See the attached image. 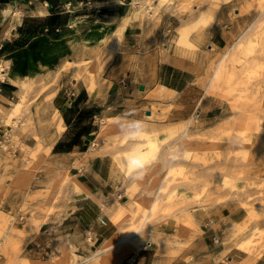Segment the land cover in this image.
I'll list each match as a JSON object with an SVG mask.
<instances>
[{"label":"rangeland","instance_id":"obj_1","mask_svg":"<svg viewBox=\"0 0 264 264\" xmlns=\"http://www.w3.org/2000/svg\"><path fill=\"white\" fill-rule=\"evenodd\" d=\"M133 1H124V12L131 8ZM167 2L170 4H161L159 0L144 3L142 11L145 13L134 21L143 29L142 46L146 52L161 62L180 64L177 58L168 56L172 53L189 63L180 66L192 71L196 91L205 96L201 112L194 113L197 119L191 121L188 133L183 136L182 128H177L181 123L172 124L169 120L176 107L177 94L166 100L155 98L160 97L157 86L146 94L149 103L144 106L154 110V114H147L142 120L133 119L132 113L99 117L98 138L94 139L85 159L89 156L108 159L109 178L116 187L115 202L141 203L136 214L122 222L126 233L146 226L139 238L141 247L153 236L164 237L171 244L158 245L161 249L179 244L186 233H197V213H209L219 206L230 205L232 216L223 239L226 253L234 259V264H257L264 259V0ZM78 5L84 7V3ZM214 6H218V11L209 22L203 16ZM22 15V11L11 7L3 12L5 19L15 16L19 20ZM225 25L229 26L231 36L226 43L217 42L215 29ZM92 36L89 33L85 39L82 56L74 57L80 60L75 70L57 72L62 63H56L44 73L33 74L34 84L53 80L58 93L66 80L84 81L87 85L86 78L93 71L94 87H104L107 81L101 83V80L121 52L124 36L111 38L105 45L100 38ZM103 50L114 51L111 59L106 58V63L109 62L105 65ZM2 60L5 59L0 58V62ZM217 68L222 71L214 76ZM12 100H18L17 92ZM54 110V98L47 102L40 95L31 103L28 114L16 119L15 126L6 125L7 133L0 138L8 143L7 148L0 151V202L11 185L30 188L50 158L51 152L42 161L23 157V154L28 146L35 145L37 138L45 143L52 138L57 140L52 134ZM171 129L177 130L167 135ZM149 139L155 141L152 153ZM90 152L92 155L88 154ZM147 152L143 166L128 175L130 157ZM23 159L28 165H23ZM10 168H16L17 173L5 175ZM2 169L4 174H1ZM8 178L11 184L6 183ZM71 180L72 177L63 172L50 188L36 192L43 200L39 206L34 210L28 204L23 207L22 221L27 222L36 210L43 213L37 225L28 227L29 232L38 231L41 222L62 212V202L70 197L66 186L69 187ZM235 194L237 197L232 198ZM17 226L12 225L10 215L0 210V264H77L88 256L78 254L73 245L69 249L56 245L43 261L27 258L23 254L26 232ZM177 231L182 232L178 241L168 239ZM118 232L117 226L116 236ZM156 241L152 243L158 244ZM181 246L183 244H179ZM253 248L262 249L255 260L248 257ZM131 252L98 264H123ZM221 262L228 264L227 256L221 258Z\"/></svg>","mask_w":264,"mask_h":264},{"label":"crops","instance_id":"obj_2","mask_svg":"<svg viewBox=\"0 0 264 264\" xmlns=\"http://www.w3.org/2000/svg\"><path fill=\"white\" fill-rule=\"evenodd\" d=\"M82 1L84 7H79ZM124 1L0 0V58L10 61L7 78L0 79V95L12 100L18 90L12 80L23 79L27 74L44 73L49 66L61 64L68 57L82 56L85 39L97 21L118 20L125 13ZM10 7L23 12L19 20L15 16L3 17L4 10ZM142 32L137 21L125 29L121 52L101 80V83L107 81L104 87H100L102 90L98 86L91 94L84 81L66 80L54 97L55 108L65 124L64 131L57 136L50 158L30 188L11 185L0 202V210L12 217V225L16 223L26 232L23 237L25 257L43 261L56 245L67 249L73 245L78 254L89 255L104 240L116 234L117 225L108 208H116L121 202L114 200L116 187L109 178L110 163L103 156L85 159L94 139L98 138L99 117L132 113L133 119L142 120L148 111L154 114V110L144 106L149 103L146 94L157 86L160 97L155 98L166 100L177 94L170 123H180L201 112L199 109L205 96L196 91L192 71L180 66L189 63L172 53L168 56L177 58L180 64L157 60L144 50ZM229 32L228 25L216 27V41L228 42ZM0 102L10 105L1 97ZM6 133V125L0 123V138ZM0 143V151L7 148L3 147L5 141ZM88 154L92 155L91 152ZM23 160V165H28L29 162ZM17 171L10 168L5 175ZM63 172L72 180L69 187L66 186L70 197L62 202V212L41 222L38 231L29 232L28 227L37 225L43 213L36 210L27 222L22 221L25 217L23 207L28 204L34 210L39 206L43 200L36 192L50 188ZM1 174H4L3 169ZM75 179L85 189L72 193ZM10 182L8 178L6 183ZM231 216L230 205L219 206L209 213H197L198 231L195 235L186 233L180 238L179 244L183 246L174 244L161 249L158 245L171 244L147 242L138 251L131 252L123 264H221V258L225 256L228 264H234L223 244ZM257 264H264V259Z\"/></svg>","mask_w":264,"mask_h":264},{"label":"bare ground","instance_id":"obj_3","mask_svg":"<svg viewBox=\"0 0 264 264\" xmlns=\"http://www.w3.org/2000/svg\"><path fill=\"white\" fill-rule=\"evenodd\" d=\"M150 0H134L133 5L131 8H129L123 16H121L118 20L116 21H97V25L91 30L90 34L95 36L96 38H100V40L104 43L108 42L111 38H121L124 35L125 29L138 17H141L145 12L142 11V7L144 6V3L148 2ZM166 1V2H165ZM161 4H170L167 2V0H159ZM218 11V6H214L212 8H209L205 15L203 16L205 20L211 22L213 21L214 17L216 16ZM41 13H44L43 11H40ZM43 15V14H42ZM202 17V18H203ZM182 32L186 33V30L184 28ZM92 36V37H93ZM251 42V40H250ZM105 53V54H104ZM101 54L103 56V64H107L106 61L114 55V51H105ZM105 58V59H104ZM107 58V60H106ZM171 59H174L173 56H170ZM80 60H76L74 57H68L59 67V70L57 72L62 71L64 69H70V70H75L79 66ZM101 65V66H104ZM10 67V61L9 60H2L0 62V79L5 80L8 76V69ZM222 69L217 68L215 71L214 76L219 75L221 73ZM32 75H27L23 79L20 80H12L15 84L18 85V100L13 101L8 98L2 97L1 98L5 99L8 104H4L0 102V123H3L5 125H10L11 127L16 125V119L21 117V115H27L28 111L30 110V105L31 103L40 95H43V99L47 102L51 101L58 90V87L53 83V80L41 82L40 84L35 85L34 84V78ZM78 79V78H77ZM41 80H38V82ZM88 89L91 92V94H94L96 88L94 87L93 84V71L91 74L86 78ZM33 93H36L33 95ZM196 119L195 116L189 117V119L180 122L181 125L177 126V128H182V133L183 136L188 133L187 128L189 127V124L191 123L192 120ZM54 125L55 131L54 136L60 135L64 129H65V124L63 121V118L57 108L53 111L52 114V122ZM51 124V125H52ZM173 124H179V123H173ZM33 128V127H32ZM44 128V127H43ZM53 128V129H54ZM34 129V128H33ZM177 130V129H176ZM175 129H171L167 131V135L172 134ZM11 131V130H10ZM15 131V130H14ZM29 131V130H28ZM43 131V130H42ZM41 132V131H40ZM33 133V132H32ZM37 134V131L35 132ZM39 135V134H38ZM32 136V135H31ZM52 136V135H51ZM50 136V137H51ZM49 137V139H50ZM36 138V137H35ZM57 138V137H56ZM43 139V138H42ZM53 139V138H52ZM51 139V140H52ZM48 143H45L43 140L40 138L36 139V143L34 146H28L24 151V157L30 158V157H36L38 158L39 161H42V159L50 153L53 144L55 141H51ZM150 144V149L149 152L151 153L154 151V146H155V141L153 139L148 140ZM33 143V142H32ZM3 147H7L6 143H3ZM147 154L144 153H139L136 155H132L129 159V166L127 168V174L131 175L136 173V171L141 168V166H137V159H142L143 163L146 161ZM128 162V161H127ZM127 167V166H126ZM74 187L72 188V193L74 192H79L80 189H85L83 185L75 179L73 181ZM92 197L97 199L92 193H89ZM237 197V194L233 195L232 198ZM100 201L99 199H97ZM142 207L140 202H134L130 201L126 205L119 203L116 208H108V212L110 213L111 219L115 222V224L119 227V235H113L110 238H107L104 240L96 250L93 251L92 254L88 255L85 257L82 261H80L77 264H98L102 260H115L118 259L120 254H126L131 252L132 250L138 251V249L141 247L142 242L140 243V235L144 230L146 229V226H142L134 230L133 232L126 233L124 230V226H122V222L125 219L133 217L138 209ZM255 211V210H253ZM182 232H178L172 236L171 239L173 242L178 241L179 236L181 235ZM229 236V235H228ZM229 238V237H227ZM157 240L158 242H162L163 240L168 242V240H165L164 237H158V236H153L152 239H148L145 242H151ZM142 241V240H141ZM262 253V249L258 250L253 248L251 250V253L248 255V257L251 260H255L257 256H259ZM75 254V253H74ZM76 255V254H75ZM68 262V261H67ZM74 264V262H73Z\"/></svg>","mask_w":264,"mask_h":264},{"label":"clouds","instance_id":"obj_4","mask_svg":"<svg viewBox=\"0 0 264 264\" xmlns=\"http://www.w3.org/2000/svg\"><path fill=\"white\" fill-rule=\"evenodd\" d=\"M137 166H143V161H142V159H137Z\"/></svg>","mask_w":264,"mask_h":264},{"label":"water","instance_id":"obj_5","mask_svg":"<svg viewBox=\"0 0 264 264\" xmlns=\"http://www.w3.org/2000/svg\"><path fill=\"white\" fill-rule=\"evenodd\" d=\"M141 88L144 89L143 87H141ZM147 114H150V111H148Z\"/></svg>","mask_w":264,"mask_h":264},{"label":"built area","instance_id":"obj_6","mask_svg":"<svg viewBox=\"0 0 264 264\" xmlns=\"http://www.w3.org/2000/svg\"><path fill=\"white\" fill-rule=\"evenodd\" d=\"M87 1H90V0H87ZM81 3H84L83 1Z\"/></svg>","mask_w":264,"mask_h":264}]
</instances>
